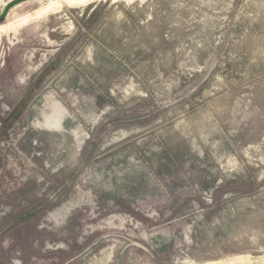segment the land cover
Wrapping results in <instances>:
<instances>
[{
	"label": "rangeland",
	"instance_id": "rangeland-1",
	"mask_svg": "<svg viewBox=\"0 0 264 264\" xmlns=\"http://www.w3.org/2000/svg\"><path fill=\"white\" fill-rule=\"evenodd\" d=\"M0 264H264V0L11 8Z\"/></svg>",
	"mask_w": 264,
	"mask_h": 264
},
{
	"label": "water",
	"instance_id": "water-1",
	"mask_svg": "<svg viewBox=\"0 0 264 264\" xmlns=\"http://www.w3.org/2000/svg\"><path fill=\"white\" fill-rule=\"evenodd\" d=\"M24 1L27 0H10L4 7V9L2 10L1 14H0V22L3 21L6 17L8 12L10 11L11 8H13L15 5L22 3Z\"/></svg>",
	"mask_w": 264,
	"mask_h": 264
},
{
	"label": "bare ground",
	"instance_id": "bare-ground-1",
	"mask_svg": "<svg viewBox=\"0 0 264 264\" xmlns=\"http://www.w3.org/2000/svg\"><path fill=\"white\" fill-rule=\"evenodd\" d=\"M79 100V99H78ZM62 105V104H61ZM53 108H51V110H52ZM55 112V111H54ZM55 114V113H54ZM52 116V115H51ZM61 119V118H60ZM59 123V122H58ZM48 127H50V126H48ZM133 145V144H132ZM124 152H122V154H123ZM124 156V155H123ZM123 181V180H122ZM153 186V185H152ZM127 190V189H126ZM163 190V189H162ZM154 191V190H153ZM157 193V192H156ZM120 196V195H119Z\"/></svg>",
	"mask_w": 264,
	"mask_h": 264
}]
</instances>
